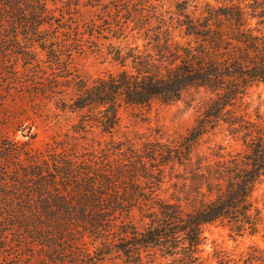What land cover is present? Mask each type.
<instances>
[{"label":"trees","instance_id":"obj_1","mask_svg":"<svg viewBox=\"0 0 264 264\" xmlns=\"http://www.w3.org/2000/svg\"><path fill=\"white\" fill-rule=\"evenodd\" d=\"M159 1L0 0V80L33 105L51 100L76 114L45 151L0 132L3 241L37 250L47 264H107L113 253L126 264H205L210 224L264 241V199L254 196L264 181V121L248 116L244 100L264 84V0H183L175 26L156 12ZM79 7L111 22L81 31ZM130 24L143 32L144 51L110 42L118 72L92 83L71 72L75 52L126 37ZM190 88L214 97L185 133L141 144L117 137L122 109L170 104ZM217 129L245 149L210 164L197 149ZM240 261L264 264V248L249 246Z\"/></svg>","mask_w":264,"mask_h":264},{"label":"rangeland","instance_id":"obj_2","mask_svg":"<svg viewBox=\"0 0 264 264\" xmlns=\"http://www.w3.org/2000/svg\"><path fill=\"white\" fill-rule=\"evenodd\" d=\"M209 1L217 4L214 0ZM180 2L183 0H160L154 4L157 7L156 12L175 26L179 17L177 5ZM55 4L50 3V6L55 10V14H59L63 10L62 4L61 2ZM201 6L199 4L196 14H199ZM191 10L189 8L187 11ZM75 18H78L80 25L84 24V27L80 28L81 31L86 28L85 23L86 26L93 23L103 29L111 22L102 12H93L89 7H79V11L75 12ZM132 29L133 27L127 30L126 37L108 40L100 38L84 47L83 52H75L72 56L71 72L88 83H92L99 77L118 72L121 69L120 65L108 54V43L114 42L121 47H125L127 43L130 46L137 45L140 51H144L147 43L143 32L138 33L137 30ZM104 35L109 36L106 31ZM174 35L181 40L177 28L174 29ZM46 71L50 73L48 69ZM0 85V126L2 127L0 132L5 136L21 142L29 140L33 148L45 151L56 139L66 134L76 121V114L60 112L51 100L43 99L42 102L33 105L27 99H22L16 90L10 89L9 91L4 80H0ZM74 94L73 88H67L64 95L65 100H70ZM213 97L214 95L205 88H190L182 94L180 100L170 104L153 102L147 109H122L117 137L136 144L155 138H173L185 133L194 125L197 117ZM244 100L248 103V116L254 120L264 121V84L251 88ZM28 128H30V134H33L32 139L25 136ZM244 149L240 139L232 138L227 132L217 129L200 140L197 150L199 155L207 160V163L213 164L220 156L229 159L230 156L242 154ZM168 186L166 184V187ZM172 192L173 190L170 189L163 196L169 198ZM254 196L259 200L264 199V181L254 192ZM183 205L190 208V204L185 201ZM134 221L138 226H142L138 216L134 218ZM203 236L205 244L202 246V255L205 264H217L219 256L229 257L233 260L232 263L241 264L240 260L249 246L257 244L264 248V241L260 236L231 235L228 227L220 224L204 226ZM89 245L93 248V245ZM107 258V264H126L114 253ZM0 264H47V262L37 250L20 245L18 241L0 239Z\"/></svg>","mask_w":264,"mask_h":264}]
</instances>
